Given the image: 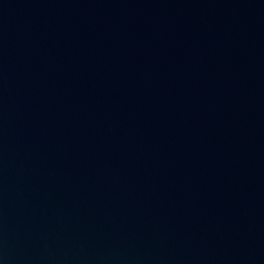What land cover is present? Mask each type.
<instances>
[{"label": "water", "instance_id": "water-1", "mask_svg": "<svg viewBox=\"0 0 264 264\" xmlns=\"http://www.w3.org/2000/svg\"><path fill=\"white\" fill-rule=\"evenodd\" d=\"M0 264H264V0H0Z\"/></svg>", "mask_w": 264, "mask_h": 264}]
</instances>
